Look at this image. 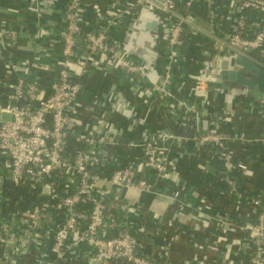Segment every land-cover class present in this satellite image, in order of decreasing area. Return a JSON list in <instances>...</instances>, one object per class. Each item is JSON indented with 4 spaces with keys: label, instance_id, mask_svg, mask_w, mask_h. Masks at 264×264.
Here are the masks:
<instances>
[{
    "label": "built area",
    "instance_id": "obj_1",
    "mask_svg": "<svg viewBox=\"0 0 264 264\" xmlns=\"http://www.w3.org/2000/svg\"><path fill=\"white\" fill-rule=\"evenodd\" d=\"M199 2L207 4L211 26L230 20L226 31L210 32L220 51L264 52V0H122L98 10L103 18L99 29L87 26L85 0H66L61 27L47 52L56 64L50 83L28 73L12 76L31 66L27 60L13 64L14 55L9 53L7 61L12 65L0 77V87L6 89L0 98V264L62 263L68 254L103 259L106 264L114 260L171 264L140 253V232L130 216L147 218L150 211L124 193H156L158 180L179 183L166 144L188 138L161 129L151 132L146 127L140 138L127 139L126 129L112 119L118 113L84 83L94 70L120 74L133 95L149 108V100L160 97L173 113L184 108L181 123L186 117L195 119L194 139L200 150L211 155L200 167L207 170L213 160H218L221 170L216 177L226 182L231 195H245L255 214L241 224L225 214L200 212L199 216L224 235H243L241 243L246 244L249 258L242 264H264V189L244 186L253 171L234 152V143L247 139L212 122L215 112L206 109L210 91L201 71L190 79L194 82L192 94L203 107L174 101V68L181 50L193 31L203 32L192 16V8ZM142 8L160 12L156 49L163 77L156 82L114 35L121 28L127 30ZM250 10L262 15L254 33L256 23ZM45 12L40 6L39 15ZM5 33L0 28V48L13 52L15 46L8 43ZM248 105L258 115L264 113V99L255 98ZM201 111L208 119L206 123L200 122ZM228 113L225 122L230 121V115L235 116V106ZM148 116L144 115L146 121ZM70 140L82 145L72 155ZM6 177L15 185L28 184L48 202L19 216L3 218ZM117 206L121 212L115 211ZM234 245L230 244L222 256L225 264L239 260Z\"/></svg>",
    "mask_w": 264,
    "mask_h": 264
},
{
    "label": "crops",
    "instance_id": "obj_2",
    "mask_svg": "<svg viewBox=\"0 0 264 264\" xmlns=\"http://www.w3.org/2000/svg\"><path fill=\"white\" fill-rule=\"evenodd\" d=\"M121 1L85 0V20L88 28L99 29L103 18L99 15L100 13L98 14V10L109 9L113 5L120 4ZM65 3L66 0L61 1L62 10L58 17H54L57 18V24H49L48 20L52 18L50 12H45L42 16L38 13L39 7L42 6L40 0H0V28L6 32L4 35L8 43L15 46L13 52L0 48V77H4L7 74L6 68L12 65L11 61H7V59L9 53H13V64L18 65L19 61L27 60L31 67L25 71H16L12 76L28 73L32 78H41L46 83L51 82L56 64L54 58L47 52L51 46V39L61 27ZM207 14L206 3L199 2L193 6L192 16L203 32L193 31L190 34V39L181 50L178 64L174 68L172 85V91L176 97L174 101H187V103L195 104L198 107L203 106L200 99L192 94L194 82L190 77L200 72L206 60L210 59L209 56L219 54L220 50L210 32L214 29L226 31L230 24V20H225L218 27L211 26L207 21ZM249 15L256 23L254 33L262 22V15L253 10L249 11ZM125 32L126 28L124 27L115 31L114 35L123 39ZM59 49L58 46L57 51ZM262 58L264 57L262 56ZM37 64L38 66H35ZM84 83L89 91L95 96L98 95L99 98H101L100 92L110 93L121 89L141 117L144 118L146 113L149 114L146 127L150 128L151 132L161 129L179 135L178 131L182 129L180 118L184 108L180 107L177 113H173L165 107L164 101L160 97L149 100L152 103L150 108L145 106L129 90L124 78L117 73L104 74L94 70L84 78ZM232 93V90L209 92L210 100L206 109L215 112L216 119L213 118L212 122L217 121L229 133L239 132L247 139V141L234 143L236 158L245 161L253 171V176L245 180L244 186L247 189H264V113L258 115L249 108V102L255 99L253 96ZM233 105L235 106V116L230 115L229 122L223 121V118L228 116L229 110L234 109ZM199 114L201 115L200 122L206 123L208 119L205 118L204 112L201 111ZM112 119L126 129L127 139L140 138L146 128L130 132L127 129V121L119 114L113 115ZM195 133L196 130L193 134L185 136L188 138L186 141L178 139L166 144L174 168L178 172L179 183L158 180L156 182L158 192L156 193L143 195L135 191L124 193L125 196L137 199L145 209L150 211V216L147 218L130 216V219L135 222L138 231H140V224L145 221L146 223H143L145 232H152V228L157 227L163 231L164 236L178 240L181 245L187 248L202 249L201 261L191 259L184 264H225L222 256L230 244H235L234 251H239L238 259L246 261L249 254L246 244L241 243L243 235H224L216 226L208 225L199 215L200 212L214 213V216L218 213L225 214L241 224L253 219L252 217L255 216L252 213L254 207L249 206L245 195H231L227 192L226 185L219 184L216 173L221 170L220 162L213 161L210 166L208 165V171L200 167V164L209 159V153L199 149V145L194 139ZM176 194L178 195L176 196ZM174 198L179 200L175 201ZM114 209L121 212L118 206ZM188 220H190V224H186ZM198 225L203 228L199 232L195 228ZM139 236L149 239L144 232H140ZM233 255H231V259H233ZM187 256L188 259L191 258L190 250L187 252Z\"/></svg>",
    "mask_w": 264,
    "mask_h": 264
},
{
    "label": "water",
    "instance_id": "obj_3",
    "mask_svg": "<svg viewBox=\"0 0 264 264\" xmlns=\"http://www.w3.org/2000/svg\"><path fill=\"white\" fill-rule=\"evenodd\" d=\"M41 5L52 15L48 20L49 24H57V18L61 12L62 0H40ZM160 12L155 9L142 8L139 16L129 26L121 39L123 48L136 56L140 61L143 70L151 81L162 79V69L156 49L159 39ZM217 66L214 73L203 76L207 90L213 91H233L237 93L251 95L254 98L264 99V58H257L250 53L235 51L233 53L219 51ZM115 88V87H114ZM100 97L128 123V130L135 132L148 125L142 118L134 105L127 98L121 89L107 93H99ZM143 221L139 226V232L145 233L149 239H140V253L154 261H164L171 264H184L187 261L202 260L203 251L201 248L193 250L181 245L178 240H173L164 236L163 231L157 227L152 228V232L144 231ZM190 224V220L186 222ZM198 232L203 229L198 225L195 227ZM192 252L188 259L187 252ZM55 264H106L105 260H96L88 256H76L68 254L62 263Z\"/></svg>",
    "mask_w": 264,
    "mask_h": 264
},
{
    "label": "trees",
    "instance_id": "obj_4",
    "mask_svg": "<svg viewBox=\"0 0 264 264\" xmlns=\"http://www.w3.org/2000/svg\"><path fill=\"white\" fill-rule=\"evenodd\" d=\"M200 32V31H197ZM251 55L262 58L264 57V52L252 51L249 52ZM6 92L5 88L0 87V98L1 95ZM181 131H178V134L181 136H189L195 131V119L192 117H186L181 123ZM126 141V139L122 140ZM77 148H82L81 144L75 143L73 140H70L69 152L72 155ZM210 153L208 158L210 159ZM216 161V160H213ZM218 161V160H217ZM219 162V161H218ZM219 184H224L227 187L226 182L222 178H218ZM4 194V206L2 210V217L12 218L19 216L22 212L41 205L45 202H48L46 197H39L38 192L31 188L28 184L24 185H15L14 182L9 178H5L3 186ZM2 249L0 250V255L2 254ZM111 264H130L124 260H114ZM235 264H242V259L237 260Z\"/></svg>",
    "mask_w": 264,
    "mask_h": 264
},
{
    "label": "flooded vegetation",
    "instance_id": "obj_5",
    "mask_svg": "<svg viewBox=\"0 0 264 264\" xmlns=\"http://www.w3.org/2000/svg\"><path fill=\"white\" fill-rule=\"evenodd\" d=\"M217 56L218 54L209 56L210 59L206 60V62L204 63L203 67L200 70L203 75H211L212 73H214V70L216 69L215 66H217V60H216V58H218ZM232 92L235 93L236 91L233 90Z\"/></svg>",
    "mask_w": 264,
    "mask_h": 264
}]
</instances>
